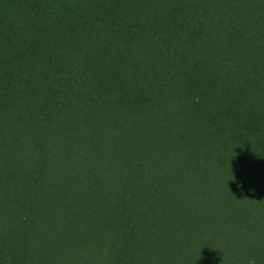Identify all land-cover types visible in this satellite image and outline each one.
<instances>
[{
  "label": "trees",
  "instance_id": "trees-1",
  "mask_svg": "<svg viewBox=\"0 0 264 264\" xmlns=\"http://www.w3.org/2000/svg\"><path fill=\"white\" fill-rule=\"evenodd\" d=\"M264 264V0H0V264Z\"/></svg>",
  "mask_w": 264,
  "mask_h": 264
},
{
  "label": "clouds",
  "instance_id": "clouds-1",
  "mask_svg": "<svg viewBox=\"0 0 264 264\" xmlns=\"http://www.w3.org/2000/svg\"><path fill=\"white\" fill-rule=\"evenodd\" d=\"M247 264H256V261L254 258L248 260Z\"/></svg>",
  "mask_w": 264,
  "mask_h": 264
}]
</instances>
